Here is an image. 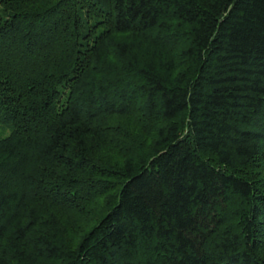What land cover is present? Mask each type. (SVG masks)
Returning a JSON list of instances; mask_svg holds the SVG:
<instances>
[{
	"label": "trees",
	"instance_id": "trees-1",
	"mask_svg": "<svg viewBox=\"0 0 264 264\" xmlns=\"http://www.w3.org/2000/svg\"><path fill=\"white\" fill-rule=\"evenodd\" d=\"M134 110L162 123L139 152ZM104 195L73 242L42 232ZM0 240V264H264V0H0Z\"/></svg>",
	"mask_w": 264,
	"mask_h": 264
},
{
	"label": "rangeland",
	"instance_id": "rangeland-1",
	"mask_svg": "<svg viewBox=\"0 0 264 264\" xmlns=\"http://www.w3.org/2000/svg\"><path fill=\"white\" fill-rule=\"evenodd\" d=\"M137 110H134L129 116H119L116 122L119 121L121 124V128L124 132L130 135V138L137 143L136 148L139 152L140 150H145L149 148V144L155 134V131L161 126V122L157 120H146L148 121L145 126L144 123H141L140 120H135L138 117ZM126 117H129L126 118ZM133 119V120H132ZM134 143V144H135ZM140 148V150H138ZM109 155L111 158H115L117 156L116 161L122 160L125 155L119 153V151L112 149L109 147ZM131 152H135L136 150L132 149ZM120 157V158H119ZM257 167L255 164H249L243 168L241 171H245L248 175H255ZM106 195L102 197H95L91 199V202H81L80 208L84 209L86 212H78L74 208L68 209L69 207H51L52 216L48 219H45V224H43L42 232H46L47 235H55L57 236L56 240H63L66 241H74L75 236L78 232V229L82 227V224L86 221L94 218L99 217L105 213L104 201H107ZM85 200V198H84ZM84 203V204H83ZM39 210V209H38ZM40 211V210H39ZM44 211V210H43ZM50 213V214H51ZM49 220V221H48ZM2 244H6L5 241L0 240V247ZM31 260L25 264H57L56 260L51 259L49 257H39L35 255V251L31 248L29 253Z\"/></svg>",
	"mask_w": 264,
	"mask_h": 264
}]
</instances>
